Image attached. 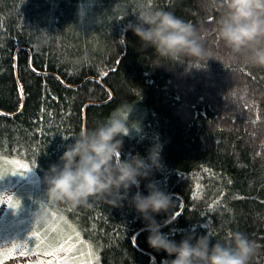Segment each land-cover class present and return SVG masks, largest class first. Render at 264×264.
<instances>
[{
  "label": "trees",
  "instance_id": "obj_1",
  "mask_svg": "<svg viewBox=\"0 0 264 264\" xmlns=\"http://www.w3.org/2000/svg\"><path fill=\"white\" fill-rule=\"evenodd\" d=\"M202 3L0 0V161L17 159L36 173L33 201L73 225L93 264L172 259L148 246L127 201L113 207L92 199L75 208L48 201L51 166L80 131L121 108L129 128L121 159L162 146V168L139 188L147 195L154 182L172 196L176 218L162 231L179 242L208 229L213 244L242 232L256 246L251 264H264V69L217 61L190 73L181 65L155 68L154 50L125 31L141 6L210 30L215 17ZM214 41L207 35L205 46L223 54Z\"/></svg>",
  "mask_w": 264,
  "mask_h": 264
},
{
  "label": "clouds",
  "instance_id": "obj_2",
  "mask_svg": "<svg viewBox=\"0 0 264 264\" xmlns=\"http://www.w3.org/2000/svg\"><path fill=\"white\" fill-rule=\"evenodd\" d=\"M201 7L206 16L215 17L210 30L172 12L141 6L135 23L129 22L125 31L133 32L142 48L154 50L155 68L181 65L190 73L217 61L264 69V0H203ZM209 34L223 54L205 46ZM128 135L122 108L94 128L80 131L44 177L48 201L73 208L89 205L92 199H106L113 207L127 201L144 222L148 246L172 258L168 264H251L256 246L242 232L213 244L208 229L205 235L190 234L179 242L162 231L176 218L172 196L154 182L146 184L147 195L139 191L141 181L162 168V146L154 144L146 157L121 159ZM132 188L137 191L130 195ZM160 214L166 217L162 222L156 220ZM42 222L43 213L36 218L37 224Z\"/></svg>",
  "mask_w": 264,
  "mask_h": 264
},
{
  "label": "rangeland",
  "instance_id": "obj_3",
  "mask_svg": "<svg viewBox=\"0 0 264 264\" xmlns=\"http://www.w3.org/2000/svg\"><path fill=\"white\" fill-rule=\"evenodd\" d=\"M10 162L0 161V196L5 201L0 204V264H93L90 246L73 225L56 212L50 213L39 200L33 201L32 194L39 190L36 173ZM8 200L19 203V208L12 209ZM41 213L43 222L37 224Z\"/></svg>",
  "mask_w": 264,
  "mask_h": 264
},
{
  "label": "snow or ice",
  "instance_id": "obj_4",
  "mask_svg": "<svg viewBox=\"0 0 264 264\" xmlns=\"http://www.w3.org/2000/svg\"><path fill=\"white\" fill-rule=\"evenodd\" d=\"M10 163H12L13 165H16L20 168H23L27 171V165H24V164H20L19 162L17 161H11ZM3 179V176L0 175V180ZM4 199H3V196H0V204L4 203ZM7 203L11 206L12 209H16V208H19V203H13L11 200H8Z\"/></svg>",
  "mask_w": 264,
  "mask_h": 264
},
{
  "label": "flooded vegetation",
  "instance_id": "obj_5",
  "mask_svg": "<svg viewBox=\"0 0 264 264\" xmlns=\"http://www.w3.org/2000/svg\"><path fill=\"white\" fill-rule=\"evenodd\" d=\"M2 217H3V213H2V208L0 207V220H2ZM18 259H21V258L18 257ZM17 264H22V263L17 262Z\"/></svg>",
  "mask_w": 264,
  "mask_h": 264
}]
</instances>
